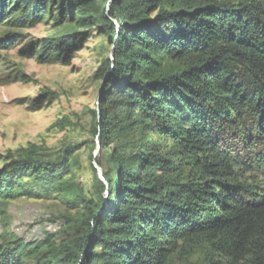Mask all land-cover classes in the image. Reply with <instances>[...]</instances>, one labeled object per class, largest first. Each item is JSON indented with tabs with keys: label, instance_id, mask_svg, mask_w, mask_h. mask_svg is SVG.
<instances>
[{
	"label": "trees",
	"instance_id": "trees-1",
	"mask_svg": "<svg viewBox=\"0 0 264 264\" xmlns=\"http://www.w3.org/2000/svg\"><path fill=\"white\" fill-rule=\"evenodd\" d=\"M52 4L64 30L40 41L38 62L64 64L90 26L113 45L90 156L107 186L90 163L95 197L77 195L79 215L55 235L3 233L0 264H264V0H0V25L33 26ZM19 37L5 32L0 48ZM40 150L8 151L0 210L71 195L74 149Z\"/></svg>",
	"mask_w": 264,
	"mask_h": 264
},
{
	"label": "rangeland",
	"instance_id": "rangeland-1",
	"mask_svg": "<svg viewBox=\"0 0 264 264\" xmlns=\"http://www.w3.org/2000/svg\"><path fill=\"white\" fill-rule=\"evenodd\" d=\"M55 14L56 4H52L33 26L0 25V35L7 31L21 35L20 42L0 48V169L8 151L28 143L40 146L48 160L74 149L69 157L70 172L63 178L71 192L68 198L61 200V193L55 190L50 196H22L1 206L0 235L9 232L26 240L61 232L64 217L80 213L77 195L95 197L90 163L99 152L95 154L97 138H92V111L99 109L104 84L97 71L104 58L114 56L112 43L97 25L86 28V36L64 64L38 62L40 41L64 30L62 24H53ZM64 117L70 123L55 126ZM28 185L40 187L33 180ZM185 264H201L200 257L193 256Z\"/></svg>",
	"mask_w": 264,
	"mask_h": 264
},
{
	"label": "water",
	"instance_id": "water-1",
	"mask_svg": "<svg viewBox=\"0 0 264 264\" xmlns=\"http://www.w3.org/2000/svg\"><path fill=\"white\" fill-rule=\"evenodd\" d=\"M111 2L112 1H110L109 3H111ZM108 7H109V5H108ZM114 22L119 27L117 21L115 20ZM111 59L114 60V56L113 55L111 56ZM96 143H97V147H96L95 154H97V152H99V150H100V142H99L98 138L96 140ZM92 164H93L94 168L97 171V175H98L99 179L107 186V182H106V180H105V178L103 177V174H102V168L95 161H93ZM107 196H108V190L105 192V198H104L105 204H107V202H106Z\"/></svg>",
	"mask_w": 264,
	"mask_h": 264
}]
</instances>
